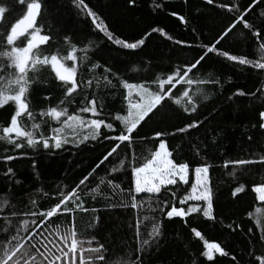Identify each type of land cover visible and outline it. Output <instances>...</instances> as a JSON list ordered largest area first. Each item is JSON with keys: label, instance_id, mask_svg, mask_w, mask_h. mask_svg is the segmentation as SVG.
<instances>
[{"label": "trees", "instance_id": "1", "mask_svg": "<svg viewBox=\"0 0 264 264\" xmlns=\"http://www.w3.org/2000/svg\"><path fill=\"white\" fill-rule=\"evenodd\" d=\"M85 3L116 36L129 42L144 38L145 44L137 50L122 49L96 30L86 11L77 8L73 0H44V18L38 19L45 25V33L51 32L53 39L40 48L45 54L58 51L66 55L72 45L64 37H71L77 47V78L92 80V86L82 84L63 106L71 114L84 106L82 101L86 97L94 96L98 105L103 106V115L108 116L124 114L126 110L123 97L127 90L123 88L122 80L148 82L154 74L168 73L176 66L193 61L206 51L204 46L213 44L229 25L230 19L237 14L236 6L243 10L252 4V0H213L212 4L207 0H134V3L129 0H85ZM0 6L10 9L0 24V31H4L5 26L25 9L17 0H0ZM261 12H264V0H258L252 6L246 19L264 31ZM153 28H162L166 35L152 32ZM259 43L238 24L216 47L233 55L264 61V49ZM106 67L116 75L105 73ZM198 67L193 78L204 83L184 86L197 101V111L189 115L183 113L181 106L173 105L176 111H168L163 118L157 117L145 124L138 135L134 134L131 148L127 142L122 144L77 190L80 200L76 203H81L86 211L76 209L72 214L52 218L48 226L49 239L59 244L61 234L71 229L74 221L76 238L83 241L84 249L103 244L107 250L105 264L113 256L122 258L120 264H131L139 247L137 222L142 239L147 238L153 224L161 222L162 235L141 254L142 264H259L255 257L264 256V241L260 239L264 233L257 221L264 222V202L258 200L252 187L264 183V162L229 163L227 166L225 162L260 161L264 157V129L259 127V112L264 110V70L228 61L216 53H208L202 66ZM105 75L111 84L103 79ZM30 76L34 82L29 99L34 113L46 111L65 99L63 83L55 77L50 66L40 65ZM238 90L245 95L236 94ZM13 110L9 107L0 109V127L8 124ZM192 120H198L200 124L164 138L175 162L188 163L190 170L199 165L208 166L215 220L210 221L200 213L183 219H168L157 207L158 203L163 206L164 200L173 202L168 192H163L159 198L141 194L137 200L142 204L138 203V207L132 209L128 195L130 162L135 161L139 166L151 158L158 144L152 139L155 131L174 132L175 128ZM36 122L40 124L38 137L40 134L50 137L51 130L61 125L50 117L37 116ZM24 123L31 129V121L25 118ZM60 135L69 141L60 149H44L39 144L28 147L24 138H15V142L23 145L16 149L14 143L0 140V257H3L5 247L11 246L9 241L18 228L19 235H25L22 220L29 222V230L33 220L39 222V217L28 214L47 210L57 203L110 148V142L103 137L97 141L84 140L85 135L91 136L89 129L77 128L75 134L71 129H65ZM8 155L15 159L6 160ZM120 160L125 163L121 165ZM8 168L13 170L11 174L6 173ZM113 168L119 171L112 172ZM109 180L113 181L112 185ZM194 181L190 171L188 184L169 187L179 197L190 190ZM241 185L245 190L233 196L234 189ZM188 203L204 204L201 201ZM69 207L74 204L70 203ZM193 228L200 231L203 238L197 237ZM205 241L219 244L227 255L215 253L213 259L208 260L202 255L206 250ZM24 243V250L31 252L30 245ZM83 255L94 254L85 251ZM36 264H42L39 255Z\"/></svg>", "mask_w": 264, "mask_h": 264}, {"label": "snow or ice", "instance_id": "2", "mask_svg": "<svg viewBox=\"0 0 264 264\" xmlns=\"http://www.w3.org/2000/svg\"><path fill=\"white\" fill-rule=\"evenodd\" d=\"M22 5V14L15 18L13 22H9L4 31H0V109L9 107L13 108V113L10 115V120L6 126L0 127V140H7L9 143H14L16 149H20L23 145L15 142V138H24L28 147H36L38 144L42 145L44 149H60L69 141L66 137L60 134L65 129H71L73 134L76 133L77 128L89 129L91 136H84V140L97 141L103 137L105 141L110 142V148L95 165V167L83 178L75 184L74 187L63 195L57 203L50 206L47 210L33 211L28 215L32 217H39L37 223L33 220V227L31 230L27 228L28 221L22 220L21 224L24 227L25 235H19V228L16 235L11 237L9 243L10 247H5L3 257H0V264H36V256L41 257L42 264H105L106 249L103 244L91 249L83 248V241L77 240V233L73 227L61 234L59 244L49 239L48 226L51 224L52 218L61 214H72L76 209H82L81 203H76L80 200L77 190L85 181L89 179L97 168L109 159L118 148L125 142L131 148L134 134L138 135L139 130L154 118H163L168 111H176L173 105L181 106L183 113H195L197 111V101L192 97L190 91L185 88V85H193L194 83H204V81L196 80L193 75L199 71L198 66H202V62L206 59L208 53H216L228 61L238 62L240 65H251L252 67L264 70V61L248 59L245 56L233 55L228 51L219 50L216 45L227 37L238 24L247 29L251 35L257 38L260 43L259 47L264 49V31L255 28L250 23L246 16L253 5L258 3V0H252V4L248 5L243 10L240 6H236V15L230 19L229 25L219 34L218 38L213 44L205 45L206 51L193 58V61L185 63L182 66H176L169 70L168 73L154 74L148 82L135 83L122 80L123 88L127 90V94L123 99L126 102V110L124 114L117 113L115 115L104 116L102 113V105H98L96 98L82 101L83 107H79L71 114L67 107H64L65 101L70 98L82 84L92 86V80L83 81L78 79V72L76 62L78 57L77 47L72 42L71 37L65 36L66 42L70 43L71 50L66 55H61L58 51L50 54L42 52L40 46L46 45L53 35L51 32L45 33V25L39 23V19H43L44 0H17ZM134 3V0H129ZM77 8L86 11V16L91 18V23L96 30L103 33L107 40L114 45L127 50H137L145 44V39H135L129 42L127 39H121L116 36L113 31L109 30L105 21L88 5L85 0H73ZM208 4H212L213 0H207ZM226 5H221L225 7ZM232 10L231 8L229 9ZM10 13L7 6H0V24L6 19V14ZM175 15V14H174ZM264 16V12L260 13ZM39 18V19H38ZM181 21L184 20L180 17ZM159 31L161 35H166L162 28H153L152 32ZM171 39V37H168ZM91 43V41H89ZM177 43H182L177 41ZM86 51V49H85ZM68 62H71V66ZM40 65L50 66L55 73V77L63 83L64 86V100L59 104L48 107L46 111L41 110L39 113H34L31 110L29 91L34 82L30 76L31 72L36 71ZM96 67V66H94ZM105 73H110L113 76L116 74L110 67L104 68ZM109 84L112 81L108 75L103 77ZM152 85L156 87L153 88ZM180 85V88L176 86ZM175 89V91H173ZM183 89V91H181ZM199 91V90H197ZM180 93V95H177ZM238 95H245L244 92L238 90ZM47 100L48 97L46 96ZM207 99V97H205ZM183 100V103H182ZM186 105V106H185ZM85 114H88L86 117ZM37 116L50 117L62 124V127L53 128L50 137H44L43 134L37 136L40 129V124L37 123ZM25 118L31 121V129L24 123ZM63 118V119H62ZM259 127L264 129V110L259 112ZM200 124L198 120H192L182 127L175 128L174 132L166 133L165 131L157 130L152 134V139L158 141L151 158L146 162L137 166L135 161L130 162L129 167L131 171V181L128 189V195L131 197V208L136 209L138 203L137 197L141 194L148 195L149 198L156 196L161 197L163 192H168L171 196L169 200L163 201V206L159 203L157 207L168 219L185 218L193 213H200L203 217L210 221L215 220L214 207L212 203L211 191L208 187V166L199 165L190 170L188 163H177L172 158V153L167 146L165 135H175L184 133L189 129L195 128ZM102 129L108 130L102 132ZM10 161L15 159L14 156L8 155L5 157ZM257 162H264V157L260 161L253 160H236L226 161L225 166L231 164H251ZM124 160H120L123 165ZM12 169L6 170L7 174L12 173ZM112 172H117L119 169L113 168ZM194 174L195 181L191 184V188L183 196H177V192L173 191L169 186L179 187L180 184H188L189 176ZM110 185L113 181L109 180ZM119 187V185H114ZM245 190L244 186H238L233 191V196ZM252 191L258 194V199L264 201V183L256 186L253 185ZM178 201V203H175ZM203 201L204 204L199 203L189 204L188 202ZM74 204V207H69V204ZM187 205V207H185ZM127 207L128 205H124ZM86 211V209H82ZM16 215L15 212L12 213ZM261 226L262 233H264V222L257 221ZM232 227V225H229ZM238 227V225H237ZM161 222L153 224L152 230L147 233V238H141L139 222L136 224V240L139 247L135 250L137 255L131 264H142V253L150 247L153 242L157 241L162 235L160 230ZM251 232V229H249ZM197 237H201V232L195 228L192 229ZM260 239L264 241V234ZM30 245L32 251L28 252L25 249V243ZM80 245V247H78ZM204 248L206 249L202 255L208 260L213 259V252L227 255V253L216 243H208L205 241ZM43 249V251L41 250ZM55 249V251H53ZM89 251L94 255L85 257L83 253ZM233 259H235L233 257ZM255 259L259 264H264V256H256Z\"/></svg>", "mask_w": 264, "mask_h": 264}, {"label": "rangeland", "instance_id": "3", "mask_svg": "<svg viewBox=\"0 0 264 264\" xmlns=\"http://www.w3.org/2000/svg\"><path fill=\"white\" fill-rule=\"evenodd\" d=\"M70 65V64H69ZM71 66V65H70ZM85 116L87 117L88 116V114H85ZM63 119V118H62ZM54 121H56V120H54ZM56 122H58V121H56ZM59 127H62V124L60 125V126H58L57 128H59ZM79 129V128H78ZM208 187H209V189H210V186H209V177H208ZM258 195V194H257ZM201 202H203V201H201ZM204 203V202H203ZM215 253H217V252H213V254L212 255H214ZM121 260H122V258H118L117 256L115 257V256H113V257H111L110 258V261H109V263L108 264H120L121 263Z\"/></svg>", "mask_w": 264, "mask_h": 264}, {"label": "crops", "instance_id": "4", "mask_svg": "<svg viewBox=\"0 0 264 264\" xmlns=\"http://www.w3.org/2000/svg\"><path fill=\"white\" fill-rule=\"evenodd\" d=\"M257 197H258V195H257ZM259 200V199H258ZM260 201V200H259ZM262 202H264V201H262Z\"/></svg>", "mask_w": 264, "mask_h": 264}]
</instances>
